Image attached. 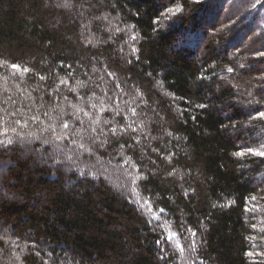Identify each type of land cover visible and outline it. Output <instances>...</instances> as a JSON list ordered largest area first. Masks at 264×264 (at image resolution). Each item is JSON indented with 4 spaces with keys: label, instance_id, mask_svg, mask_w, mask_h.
Masks as SVG:
<instances>
[{
    "label": "trees",
    "instance_id": "obj_1",
    "mask_svg": "<svg viewBox=\"0 0 264 264\" xmlns=\"http://www.w3.org/2000/svg\"><path fill=\"white\" fill-rule=\"evenodd\" d=\"M224 3L0 0V264H264V23Z\"/></svg>",
    "mask_w": 264,
    "mask_h": 264
},
{
    "label": "rangeland",
    "instance_id": "obj_2",
    "mask_svg": "<svg viewBox=\"0 0 264 264\" xmlns=\"http://www.w3.org/2000/svg\"><path fill=\"white\" fill-rule=\"evenodd\" d=\"M224 1H225L224 4H225L226 8H229V9L237 8L239 10L242 9L241 6H239V5L237 6V1L238 0H224ZM240 1H243V0H240ZM247 1H251V4H249V6L247 7V11L245 10V11H243V13L247 12L246 14L248 16H251L253 19L255 18L256 23H257V21L260 22V23H264L263 22V20H264V0H247ZM220 20L221 19H219V22L221 23L222 21H220ZM207 21H210V20H207ZM219 25H220V27L223 26V22L221 24H219ZM246 30L247 29H245V28H240L239 29V35H245L246 34ZM255 81L259 82V85L264 88V72H259L255 76ZM259 116H260V114H259ZM191 246H192V244H191ZM191 246H190V250H191ZM192 251L193 252L196 251V247L195 246H192ZM190 259H192V257H190ZM7 262H8V264L9 263L12 264L11 259H8Z\"/></svg>",
    "mask_w": 264,
    "mask_h": 264
},
{
    "label": "snow or ice",
    "instance_id": "obj_3",
    "mask_svg": "<svg viewBox=\"0 0 264 264\" xmlns=\"http://www.w3.org/2000/svg\"><path fill=\"white\" fill-rule=\"evenodd\" d=\"M12 67L16 68L18 66L17 65H13ZM229 71H231V69H229ZM260 116L264 117V113H260ZM248 152L254 153L255 155H258V156H261V157H264V151H256V150H254L252 148H249ZM243 154H244L243 152L237 153V155H243ZM253 199H255V197H253Z\"/></svg>",
    "mask_w": 264,
    "mask_h": 264
}]
</instances>
